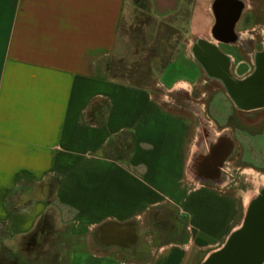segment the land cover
Returning a JSON list of instances; mask_svg holds the SVG:
<instances>
[{
  "label": "crops",
  "instance_id": "1",
  "mask_svg": "<svg viewBox=\"0 0 264 264\" xmlns=\"http://www.w3.org/2000/svg\"><path fill=\"white\" fill-rule=\"evenodd\" d=\"M194 1L150 0L151 15L183 21L184 4L207 2L208 14L192 7L188 20H209L212 0ZM133 2L0 0V235L31 228L26 239L45 221L69 229L68 264H203L246 211L234 224L238 203L229 188L185 182L194 138L189 114L163 104L153 83L106 68L138 53L132 45L139 36L124 27ZM209 27L196 25L197 35ZM181 44L174 42L164 64L150 43L142 69L159 76L180 66L188 57ZM156 74L153 85H165ZM97 99L109 103L102 125L87 118ZM123 132L133 134L129 156L107 157L106 145Z\"/></svg>",
  "mask_w": 264,
  "mask_h": 264
},
{
  "label": "flooded vegetation",
  "instance_id": "2",
  "mask_svg": "<svg viewBox=\"0 0 264 264\" xmlns=\"http://www.w3.org/2000/svg\"><path fill=\"white\" fill-rule=\"evenodd\" d=\"M263 5L264 0H212L210 27L205 35H198L192 46L194 63L206 73L211 85L206 91L204 111L214 132L218 133L199 176L215 181H240L246 179L248 171L264 179ZM252 22L254 25L246 29L248 36L244 38L238 28ZM249 82H253V94L240 96L239 85ZM196 113L199 117L203 115L200 109ZM238 189L233 188L228 195L236 199ZM168 209L162 225L170 228L175 211ZM248 212L249 208L239 225L207 259L226 249L233 233L246 228ZM46 229V225H41L39 235ZM250 264H264V256Z\"/></svg>",
  "mask_w": 264,
  "mask_h": 264
},
{
  "label": "rangeland",
  "instance_id": "3",
  "mask_svg": "<svg viewBox=\"0 0 264 264\" xmlns=\"http://www.w3.org/2000/svg\"><path fill=\"white\" fill-rule=\"evenodd\" d=\"M194 2H196V0ZM192 7L193 10L198 9L197 12L199 13L201 12L205 15L208 14L209 4L207 2L204 4L198 3L197 5L196 3L192 5L184 4L183 13H186L184 17L187 20L156 22L151 15L150 0H134L129 11L128 20L124 21V27L127 29L129 26L132 34L139 36L138 38H135V42L132 45L135 52H138V55L136 54L135 57L132 56L131 58H119L113 61L112 64L109 62L106 68L111 71V74L118 75L121 78L126 77L127 74H129L128 71H130L131 75L138 77L136 79L137 82L142 84L147 83L148 81L154 84L151 78L153 77L152 75L156 74L154 70L142 69L143 59L142 55H140L142 54V50H147L149 47L148 45L151 43L152 47L154 46L153 48L156 53L164 55V64H168L173 53L172 51L176 48L174 42L177 41L178 43L179 38L181 39L182 44L180 50L188 55L186 62L193 63V68L191 64H187L185 61L182 64L177 62L180 66L171 68L165 73L163 72L164 75H155L157 78L159 77L160 81L164 82L165 85H162V83H159L158 85L151 84V87L158 94L166 96L163 98V104L169 109L177 110L181 115L185 113L189 114V116L185 117L186 124L191 127V130H193L192 137L194 138L192 141L188 166L186 167V175L184 177V179H186L185 182L188 181V178L192 183H221L223 184L224 189L227 190L226 188H229V191L233 190V188L237 189L238 187L249 189L244 193H235L236 201L238 203L236 205L238 212L234 221V224H236L242 219L244 214L243 209H245V211L248 209L246 207V202L252 198L256 191H258L259 186L264 183V179H258L257 176L251 175L248 171L246 172V179H241L240 181L232 179L215 181L212 178L208 179L199 176L198 172H200V167L209 156L218 133L214 132L209 118L204 111L205 108L202 105L207 97V94H205L206 96H203L202 94L206 93V91L211 88L210 82L206 73L195 65L192 56V46L196 42L195 39L198 37L196 25L202 23L203 26H205L209 20L207 16H204V21H189L188 18ZM201 13L199 16L203 17ZM253 25L254 23L252 22L250 25L238 28L241 30L244 38H247L248 36L245 32L246 29ZM157 28H160L161 31L155 32V29ZM178 30H183L184 35H179ZM146 31H151L153 37L146 38L145 34L148 33ZM141 77L151 78L152 81L149 79L144 80ZM180 78H182L180 83L171 86L172 81ZM196 109L202 111V117L197 115ZM223 166L226 167L227 165L224 164ZM223 170H225V168ZM243 198L245 202H243ZM189 219L190 218L184 219L182 234L180 236L184 235ZM149 235L152 238V246L156 245L155 229L152 228ZM64 236L65 235L54 234V236H49L47 238L44 236V238L39 237V239H36L30 235L28 238L24 239L23 254L12 255L7 249L0 250V264H68L67 254L68 249H70L71 246L70 241L64 238ZM60 240H62V242H60ZM217 247H219V245L211 249L214 250Z\"/></svg>",
  "mask_w": 264,
  "mask_h": 264
},
{
  "label": "water",
  "instance_id": "4",
  "mask_svg": "<svg viewBox=\"0 0 264 264\" xmlns=\"http://www.w3.org/2000/svg\"><path fill=\"white\" fill-rule=\"evenodd\" d=\"M253 86V82L239 85V95L243 97L246 94H253ZM262 256H264V188L249 207L246 228L233 233L227 248L206 259L204 264H250Z\"/></svg>",
  "mask_w": 264,
  "mask_h": 264
},
{
  "label": "trees",
  "instance_id": "5",
  "mask_svg": "<svg viewBox=\"0 0 264 264\" xmlns=\"http://www.w3.org/2000/svg\"><path fill=\"white\" fill-rule=\"evenodd\" d=\"M109 103L106 99H97L93 101L90 107L87 110V118L91 124L102 125L105 123L108 114ZM133 139V134L128 132H123L115 136L105 147V155L107 157L116 159V160H125L129 156L132 150V143H129L128 140ZM48 225L46 232L39 235L38 229L41 225ZM69 229H55L50 226L48 222L41 221L38 228L31 234L33 238L39 239L47 238L49 236H54V234L65 235L64 238L69 240ZM62 242V240H60ZM205 263V262H204ZM203 263V264H204Z\"/></svg>",
  "mask_w": 264,
  "mask_h": 264
},
{
  "label": "clouds",
  "instance_id": "6",
  "mask_svg": "<svg viewBox=\"0 0 264 264\" xmlns=\"http://www.w3.org/2000/svg\"><path fill=\"white\" fill-rule=\"evenodd\" d=\"M31 233V228L14 233L0 235V250L7 249L12 255L23 254L24 238Z\"/></svg>",
  "mask_w": 264,
  "mask_h": 264
},
{
  "label": "bare ground",
  "instance_id": "7",
  "mask_svg": "<svg viewBox=\"0 0 264 264\" xmlns=\"http://www.w3.org/2000/svg\"><path fill=\"white\" fill-rule=\"evenodd\" d=\"M263 188H264V183L261 184V185L259 186L258 191H256V192L254 193V195L252 196V198H250V199L246 202V207H247V208H249L250 205L252 204V202H253L254 200H256V199L259 197V195H260V193H261V191H262Z\"/></svg>",
  "mask_w": 264,
  "mask_h": 264
}]
</instances>
